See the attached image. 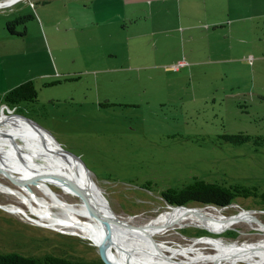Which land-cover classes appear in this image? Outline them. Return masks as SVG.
Listing matches in <instances>:
<instances>
[{"label": "rangeland", "instance_id": "rangeland-1", "mask_svg": "<svg viewBox=\"0 0 264 264\" xmlns=\"http://www.w3.org/2000/svg\"><path fill=\"white\" fill-rule=\"evenodd\" d=\"M58 1L16 0L0 6L4 81L0 96L26 80H33L38 89L37 102H23L21 110L13 111L2 102L0 115L25 116L50 131L92 172L111 212L130 226L146 224L172 210L161 191L181 188L195 176L257 186L264 192V146L221 138L224 132L264 135V0H201L194 9L190 6L194 0H187L186 11L196 14L184 15L183 24L193 28L184 32L181 15L162 8L172 7L171 0L166 5L163 0L138 4L139 20L132 32L114 21L99 24L92 14L100 10L97 0H90V19L78 29L66 18L58 25L57 15L50 19L62 10ZM147 10L154 13L149 15ZM28 14L34 18L26 20L27 34L12 35L7 22ZM24 26L20 23L16 28L20 31ZM8 127L0 123V128ZM0 181L20 187L6 172L0 171ZM49 184L64 201L78 200L56 181ZM33 186L39 195L47 196ZM13 195L0 189V251L106 260L103 247L94 240L71 229L37 223L30 206ZM11 203H19L26 212L9 210ZM186 206L229 217L250 211L264 221L262 197L237 198L224 208ZM253 216L219 231L204 223L180 222L154 234L153 240L191 247V255L218 252L202 241L207 237L232 248L264 245V224ZM118 248L114 247L117 253ZM173 259L188 261L184 254ZM237 264L264 263L252 257Z\"/></svg>", "mask_w": 264, "mask_h": 264}, {"label": "bare ground", "instance_id": "bare-ground-1", "mask_svg": "<svg viewBox=\"0 0 264 264\" xmlns=\"http://www.w3.org/2000/svg\"><path fill=\"white\" fill-rule=\"evenodd\" d=\"M0 123L9 125L6 130L0 128V132L6 131L7 133H16L21 131L19 136L15 137V142L22 152V158H26L25 162L28 166L27 167L21 160L17 159L19 157L9 145V147H4L5 144H0V156L7 157L6 159L0 158V171L9 173L20 185V187L16 188L0 181V189L6 193L14 194L20 201L27 203L32 212L37 215V223L39 222L43 225L57 228L60 227L61 229H71L74 230V232L77 231L75 233L80 232V234L91 238L103 247L105 245L106 232L103 221L99 216V214H101L112 228L114 242L113 257L114 260L120 264H196L199 260H211L214 264H237L240 259L250 260L252 257H255L257 262L264 263V245L262 244L254 245L245 243L239 247L232 248L226 247L217 240L207 237L202 241L213 244L218 248V252L207 254L208 252L205 253L200 251L199 253L197 252V255H191V247H176L153 240L154 234L163 233V231L167 230L170 226L185 221L198 224L204 223L211 230L219 231L233 225L242 218H251L253 215L250 211H245L236 216L229 217L223 213L219 215L214 214L208 211L209 209L176 207L172 210L163 211L160 215L154 217L146 224L135 227L126 224L118 217L112 215L105 198L100 193V189L96 186V183L92 181L88 190L92 204L99 214L92 213L83 196L84 187L79 168L68 164L64 159L46 148L42 142L37 140L32 134V124L30 122L13 118L4 113L0 115ZM24 129L28 130L29 133ZM17 138H20L23 143H19ZM37 156L43 160L40 161L36 158ZM9 159L19 162H9ZM5 164L20 171L24 175L18 176L15 173L8 172L9 170ZM24 167L39 171L42 175L51 176L52 179L63 186L64 189L78 196V200L72 203L64 201L58 193L52 190L49 182L37 181L30 176L31 173L27 172ZM33 185L44 191L47 196H44V193H42L43 196L39 195L36 190H34ZM7 207L12 211L26 212V208L19 203H11L7 205ZM52 207H59L60 210L55 211ZM114 247H119L118 253L114 251ZM167 251L171 252L172 255H169ZM177 254L186 255L188 261H175L173 256Z\"/></svg>", "mask_w": 264, "mask_h": 264}, {"label": "trees", "instance_id": "trees-1", "mask_svg": "<svg viewBox=\"0 0 264 264\" xmlns=\"http://www.w3.org/2000/svg\"><path fill=\"white\" fill-rule=\"evenodd\" d=\"M34 18L33 14L21 15L7 22L12 35L23 36L27 34L26 20ZM24 23L23 30H17L16 25ZM38 89L33 80H26L4 95L0 96V103L4 102L10 107L20 106L23 102H37ZM221 138L226 142L242 144L252 141L256 147L264 146V135H255L245 131L237 133L224 132ZM161 195L172 205H188L198 203L203 205L226 206L237 198L262 197L257 186L244 184H226L217 181H207L194 177V181L181 188L168 187L161 191ZM0 264H108L107 261L85 260L70 256L45 253L43 255H28L19 251H0Z\"/></svg>", "mask_w": 264, "mask_h": 264}, {"label": "crops", "instance_id": "crops-1", "mask_svg": "<svg viewBox=\"0 0 264 264\" xmlns=\"http://www.w3.org/2000/svg\"><path fill=\"white\" fill-rule=\"evenodd\" d=\"M155 0H97V2L100 4V10L99 8L94 9L92 14L96 15V19H99V24H111L112 21L114 23H117L118 25H122V29H125V31L131 30L134 25H137L138 23V4L141 3V6H145L146 2H149L151 5H153ZM164 4L166 5L167 2L170 0H163ZM173 3V6H165L162 8L166 9V13L170 11V13L178 12L179 15H181V30L184 32L185 29L192 30V27H187L183 24V17L185 14H196L192 9L198 8L201 5V0H194L191 6V11H186L187 0H171ZM59 6L62 8V10H56V14L53 16L50 15V19L54 20V16L57 18V24L60 25L62 19L66 18L70 21V24L72 27L76 26L78 29L81 26L82 21H89V15H90V9H91V3L90 0H60ZM73 4V5H72ZM71 5V6H70ZM163 6V5H162ZM64 8V9H63ZM176 8V9H175ZM149 15H152L154 13V10H147ZM66 16V17H65ZM68 17V18H67ZM91 22V21H90ZM185 27H184V26ZM84 32V30L82 29ZM82 32V33H83ZM183 37H185L183 33ZM4 83L3 78L0 77V86H2Z\"/></svg>", "mask_w": 264, "mask_h": 264}, {"label": "water", "instance_id": "water-1", "mask_svg": "<svg viewBox=\"0 0 264 264\" xmlns=\"http://www.w3.org/2000/svg\"><path fill=\"white\" fill-rule=\"evenodd\" d=\"M15 1L16 0L1 1L0 2V6L9 5V4L14 3ZM11 117H13V118H23V119H26L27 121H29L32 124L31 125V130L33 132L32 131L31 132L36 137L37 140L42 142L46 146V148H48L49 150H51L52 152H54L58 156H60L62 159H64L68 164L74 165V166H76L77 168L80 169L81 178L83 180V187H84L83 196L86 199V202H87V205H88L90 211L92 213L99 214L97 212V210L95 209V207L93 206V204H92V201H91V198H90V194H89V190H88V187L90 186V183L92 181L93 182H95V181H94V179L91 176L92 172L84 165V163L82 161H80L77 157L73 156L70 152H68L55 139V137L51 134L50 131H48L47 129H45L41 125H39L37 122H35L31 118H28V117H25V116H20V115H12ZM20 132L21 131H18L16 133H7L6 131L0 132V144L9 145L15 151L16 155L21 159V162L24 165L27 166V163L22 158L23 157L22 154H21L22 152L18 148V146L16 145V142H15V137H18ZM28 169H29V173H31V175H33L34 178L37 181L38 180L39 181H44L46 183L54 181L51 176H45V175H42L40 173L33 172V170H31L30 168H28ZM169 206H171L173 208H176V207H187L186 205H172V204H169ZM214 206H216V205H214ZM227 206L228 205L222 206V208L227 207ZM111 213H112L113 216H115L113 212H111ZM99 216H100V219L103 221L105 232H106L105 245L103 246V250H104V253H105V259H106L108 264H120V263L116 262L114 260V257H113L114 242H113L111 227L109 226V224L107 223V221H106V219H105V217L103 215L99 214ZM234 216H236V215H234ZM254 219L258 220L256 217H254ZM258 221L261 223L260 220H258ZM208 238H215V237H208ZM215 239H217V238H215Z\"/></svg>", "mask_w": 264, "mask_h": 264}, {"label": "flooded vegetation", "instance_id": "flooded-vegetation-1", "mask_svg": "<svg viewBox=\"0 0 264 264\" xmlns=\"http://www.w3.org/2000/svg\"><path fill=\"white\" fill-rule=\"evenodd\" d=\"M7 105V104H6ZM10 109H12V111L13 110H17V109H20L21 110V108L20 107H22V106H15V107H10L9 105H7ZM24 108V107H23ZM167 189V188H166ZM161 197H162V199H163V201H164V203H167V204H170L162 195H161ZM230 205V204H229ZM228 205V206H229ZM258 220H260L261 221V223L262 224H264V221L263 220H261V219H259V218H257Z\"/></svg>", "mask_w": 264, "mask_h": 264}, {"label": "built area", "instance_id": "built-area-1", "mask_svg": "<svg viewBox=\"0 0 264 264\" xmlns=\"http://www.w3.org/2000/svg\"><path fill=\"white\" fill-rule=\"evenodd\" d=\"M6 108L9 109L8 111H12V109L10 110V108L7 105H6ZM3 111H4V109H3Z\"/></svg>", "mask_w": 264, "mask_h": 264}]
</instances>
